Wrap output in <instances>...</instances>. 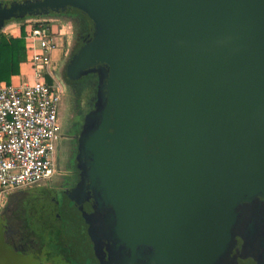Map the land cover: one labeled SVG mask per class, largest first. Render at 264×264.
Segmentation results:
<instances>
[{
  "label": "water",
  "instance_id": "obj_1",
  "mask_svg": "<svg viewBox=\"0 0 264 264\" xmlns=\"http://www.w3.org/2000/svg\"><path fill=\"white\" fill-rule=\"evenodd\" d=\"M51 12L83 18L69 67L98 76L67 234H93L107 211L151 264L202 263L241 204L264 201V0L0 1V30Z\"/></svg>",
  "mask_w": 264,
  "mask_h": 264
},
{
  "label": "flooded vegetation",
  "instance_id": "obj_2",
  "mask_svg": "<svg viewBox=\"0 0 264 264\" xmlns=\"http://www.w3.org/2000/svg\"><path fill=\"white\" fill-rule=\"evenodd\" d=\"M3 3H10L13 0H0ZM22 1V0H16ZM25 21L26 24L34 20H42L48 25L50 30L55 32L57 39V57L51 66L53 78L60 87L59 102L57 109V142L55 150V170L53 175L44 183L35 185L33 191H16L4 198L0 205V235L3 240H12L15 245L23 240L21 232L27 233L25 218V207L22 200L26 194L38 192V199L31 201L49 200L48 204L55 215L61 217L59 211L61 203L58 202L56 195H62L77 182L79 166L77 164L78 139L80 133L86 128V116L93 110L95 96L97 95L98 76L96 72L84 73L74 76L70 67L69 59L84 35L81 26L68 13L61 14L51 12L48 14L30 15L23 18L10 19L12 21ZM6 22V23H7ZM58 22L59 24H55ZM66 25L73 29L71 36H67L63 29ZM80 25V23H79ZM85 103V106L82 104ZM61 107V108H60ZM53 201H51V200ZM29 201V203L31 202ZM90 201V202H89ZM87 202L86 208L90 212L99 211L91 206V200ZM52 206V207H51ZM241 210L235 224L231 228L230 235L223 239L217 248L212 250L210 256L204 258L200 264H264V201L256 200L241 204ZM59 211V212H58ZM101 219L93 220L90 226L93 234L83 233L82 238L71 237L67 242L62 237L63 244L60 249L51 248L52 243L49 235L45 248L44 258L50 264H151L156 261L155 256L148 257L151 252L149 248L140 247L132 250L126 248L125 244H120L110 232L111 221L109 213L104 211ZM60 219V218H59ZM49 234L50 229H47ZM29 233V232H28ZM62 235V234H60ZM35 238V236H34ZM36 239V238H35ZM37 246L39 241L36 239ZM76 245V248L73 247ZM40 246V245H39ZM86 248L85 253L79 252V247ZM125 246V247H124ZM55 249V250H54ZM219 250V252H217ZM147 256V257H146ZM178 259V258H177Z\"/></svg>",
  "mask_w": 264,
  "mask_h": 264
},
{
  "label": "built area",
  "instance_id": "obj_3",
  "mask_svg": "<svg viewBox=\"0 0 264 264\" xmlns=\"http://www.w3.org/2000/svg\"><path fill=\"white\" fill-rule=\"evenodd\" d=\"M36 21L25 24L24 35L31 80L0 83V205L10 192L40 184L55 170L60 87L51 66L57 42L49 26Z\"/></svg>",
  "mask_w": 264,
  "mask_h": 264
},
{
  "label": "rangeland",
  "instance_id": "obj_4",
  "mask_svg": "<svg viewBox=\"0 0 264 264\" xmlns=\"http://www.w3.org/2000/svg\"><path fill=\"white\" fill-rule=\"evenodd\" d=\"M74 21L75 24H77L80 27L78 20L75 19ZM13 22H19V21L17 20ZM24 22L25 21H23L22 23ZM54 23L59 24L58 22H54ZM8 24L9 22H7L3 28H5ZM72 31L73 29L70 30V28L67 25L63 29V32L67 36H69V38L72 35L71 34ZM54 57L56 58L55 54L53 53L52 54L53 61L55 59ZM82 106H85V103L82 104ZM58 145H59V141L58 142L56 141L55 150H56V146ZM44 182H40V183H44ZM36 188L38 187L36 186L27 187L24 189L14 190L9 194L14 193L16 191H22V193H20L21 194L20 196H23L25 191H33ZM38 195H39L38 192L26 194L25 198L22 200L21 205L23 204V207H25L24 220L26 219V224L28 226L27 233L24 232L20 233L19 231V234H21L23 240L19 241L18 245H15L12 243L11 239L3 240L2 236L0 235V264H50L48 263L49 260L44 258L46 254L45 252L46 249L43 247L47 246L46 238L48 239L46 235H49L50 241L52 243L51 248L53 247L56 250L58 244L60 243L63 244V242L61 241L62 237H64L67 242H69L71 237H73L72 235L67 234L65 229L62 235L59 234V238L57 237V233H58L57 231L59 228V227L57 228V226L59 225V221L61 222L62 218L58 217V215H55V212L54 211L52 212L51 208L48 207V204L50 205L51 203L49 200L41 201V202L37 200L36 202L31 201L33 199H38ZM56 198L58 202L61 201L59 193L56 195ZM29 201L31 202L29 203ZM51 204L53 205L54 202ZM59 211H61V209ZM47 229H51L49 234L48 232H46ZM34 236L39 241L38 246H37L38 242L36 241ZM74 248H76V245L73 247V250ZM85 251H87L86 248H81V246L79 247L80 254L85 253Z\"/></svg>",
  "mask_w": 264,
  "mask_h": 264
},
{
  "label": "trees",
  "instance_id": "obj_5",
  "mask_svg": "<svg viewBox=\"0 0 264 264\" xmlns=\"http://www.w3.org/2000/svg\"><path fill=\"white\" fill-rule=\"evenodd\" d=\"M69 16L73 20H78L82 31L85 30V33L87 28L83 18L76 14H69ZM20 29L21 35L19 37L7 36L0 30V82L8 83L12 75H16L19 73L20 64L26 62L24 25H22ZM57 228V237L59 238V234H62L64 232L62 220L61 222L59 221V225L57 226ZM61 245L62 243L58 244L57 249H60Z\"/></svg>",
  "mask_w": 264,
  "mask_h": 264
},
{
  "label": "crops",
  "instance_id": "obj_6",
  "mask_svg": "<svg viewBox=\"0 0 264 264\" xmlns=\"http://www.w3.org/2000/svg\"><path fill=\"white\" fill-rule=\"evenodd\" d=\"M22 25H24V30H25L26 26H25V24H22L21 21H19V22H13L12 21V22H9V24L5 28H3L2 31H4L7 36L19 37L21 35L20 27ZM56 42H57V39H56ZM53 53L57 57V47L53 51ZM31 78H32L31 69H30L29 65L26 62H24V63L20 64L19 73L16 75H12L10 78V81L8 83L20 84L26 80H31ZM0 83H3V82H0Z\"/></svg>",
  "mask_w": 264,
  "mask_h": 264
}]
</instances>
